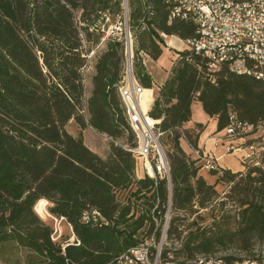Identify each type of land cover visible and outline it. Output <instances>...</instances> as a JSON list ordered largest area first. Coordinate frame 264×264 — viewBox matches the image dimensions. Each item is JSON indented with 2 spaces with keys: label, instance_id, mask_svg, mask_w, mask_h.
Listing matches in <instances>:
<instances>
[{
  "label": "trees",
  "instance_id": "16d2710c",
  "mask_svg": "<svg viewBox=\"0 0 264 264\" xmlns=\"http://www.w3.org/2000/svg\"><path fill=\"white\" fill-rule=\"evenodd\" d=\"M171 11L167 0H0V245L14 241L34 251L32 264H115L123 251L152 233L161 240L170 206L163 263L186 264L228 239L247 251L264 241V166L249 167L243 184L244 178L236 181L241 171L220 165L209 170L222 171L217 182H233L240 208L236 228L216 233L201 224L205 217L199 213L217 196L215 184L198 174V159L190 158L181 143L184 138L198 148L206 128L201 122L184 126L195 101L216 119L215 133L231 123V116L253 125L263 122V80L228 66L212 70L205 55L175 49L178 58L149 110L168 132L171 190L166 178L156 185L148 175L137 177L141 158L130 149L138 139L119 91L126 41L105 37L111 24L106 19L129 23L134 76L147 89L153 78L145 57L162 54L167 45L162 33L182 40L197 34L192 20L171 19ZM103 38L106 49L95 54L88 91L83 69ZM71 122L79 128L76 135ZM89 126L111 139L108 155L85 143L83 130ZM132 196L145 197L149 205L140 211ZM42 199L49 201L48 210ZM92 209L109 223L84 222V213ZM37 212L64 217L71 233L54 240L53 226ZM186 228L192 229L184 236ZM72 233L80 244L67 242Z\"/></svg>",
  "mask_w": 264,
  "mask_h": 264
},
{
  "label": "built area",
  "instance_id": "2783aa9c",
  "mask_svg": "<svg viewBox=\"0 0 264 264\" xmlns=\"http://www.w3.org/2000/svg\"><path fill=\"white\" fill-rule=\"evenodd\" d=\"M167 2L172 7L171 19L192 17V21L197 25V34L181 40L189 49L209 58L210 69L228 66L236 74H247L264 81V0H167ZM203 32H212V39H203ZM162 36L167 40L166 33H162ZM95 54L96 51L92 50L87 55L89 61L83 69L85 76L93 68L92 60ZM133 57L130 34L126 42L125 72L119 87L128 122L138 139L137 145L130 150L142 159L145 175L154 179L156 185L160 179L166 178L171 190V166L166 145L163 144L168 132L159 125L162 119L153 118L149 110L143 109L142 97L145 88L134 76ZM231 119V123L223 131L216 133L215 146H218L220 139L223 140L227 152L243 151L241 158L247 163L250 154L246 150L255 148L253 143L246 144L247 138L256 134L264 126V121L253 125L239 121L234 116H231ZM237 140L242 142L237 144ZM193 152L201 156L204 147H193ZM203 156L207 159L206 168L209 170L219 168L213 150ZM220 173L222 174V171ZM83 221L97 225L109 223L97 209L85 212ZM69 226L72 230V226ZM164 232L165 230L159 242L155 233H152L141 243L123 251L116 258L115 264H170L161 260L162 246L166 239ZM52 238L57 240L58 236L52 235ZM67 242L81 243L73 233Z\"/></svg>",
  "mask_w": 264,
  "mask_h": 264
},
{
  "label": "rangeland",
  "instance_id": "374dc122",
  "mask_svg": "<svg viewBox=\"0 0 264 264\" xmlns=\"http://www.w3.org/2000/svg\"><path fill=\"white\" fill-rule=\"evenodd\" d=\"M106 21L111 22V24L107 29V33L105 37H107L110 34L119 35L122 37V39H124L127 42L131 34V41L134 46V37L132 36L133 31H131L130 25L128 22H126V20L121 18L120 19L118 18L116 20H110L109 18H107ZM105 39L106 38H103L102 42L100 43V47L98 49L96 48V52L100 53L106 49ZM172 39H174V45L182 48V50L188 48L186 43L180 41L178 38H172ZM177 54L178 52L175 49H171L169 46L164 45L163 52L158 58H153L151 56L145 57L146 67L153 78V87L156 96L158 95L160 85L164 83V81L168 78L169 74L171 73L175 65V62L178 58ZM93 61L95 62V59L92 60V63L94 64ZM93 69H91L86 76V87L88 91L91 89L90 76L95 73V69L94 70ZM148 91H149L148 89H144L142 104L144 102V98L147 97L149 93H151V90L149 92ZM196 122H204L206 124V128L200 137L201 142H204L207 136L212 135L216 131L215 118L208 115L203 109L202 104L198 101H195L192 105V118L189 124H194ZM69 129L73 134L75 135L78 134V127L75 123L70 124ZM86 140L89 143V145L94 147L101 154H107L108 151H110L111 139L107 135L96 134V132L88 130L86 132ZM247 140L248 142L246 144L253 143L255 145L254 149L246 150V152H249L250 154V157L246 160L247 163H244V161H242L241 154L244 153L243 151L227 152L223 144V140L219 142L218 144L219 146L217 150L218 154L226 152L225 155L222 157L221 161L226 166H228L229 169L233 171L240 170L242 172V174H240L236 178V181L241 180V178H244V180L240 182L241 184L246 182L247 172L249 167L264 166L263 163L264 126L260 128L256 134H254L250 138H247ZM213 143L214 140L208 143V147H210ZM236 143L238 144L237 141ZM163 144L164 146L166 145L164 141ZM246 144H241V145L247 146ZM165 149L170 159L169 150L166 147ZM189 157L192 159H198L196 165H201L198 174L202 175L209 184H215V189L218 193L217 196H215L214 200L211 201V203L207 208L201 209L199 211V213H201L205 217L204 221H200L201 224L207 226L208 228L212 227V231L216 233H223L234 230L238 224L239 216L237 215L238 212L240 211V208L238 207L239 204L237 201V197L235 196V193L234 192L232 193L233 182H222V181L217 182L218 178L223 174H213L212 172H210L209 169L205 167V164L207 163V159H205L202 154L201 156H199L198 154L192 151L191 153H189ZM170 166H171V162H170ZM141 175H144L142 159H140L137 166V177H140ZM127 192L129 193V191L126 190L123 192V194L126 195ZM131 200L135 202L136 207L137 205L140 207L138 208L140 209V211L143 208L145 209L149 205L147 202H145L147 201L145 197L136 199L135 196H132ZM123 201L126 202L125 199H123ZM40 202L48 210V206L50 205L49 201L46 199H42ZM223 202L225 204H223ZM170 207H168L166 215L164 217V223H163L164 230L166 229V227H168L169 221L172 217V212L170 210ZM38 214L44 221L50 223L53 226L54 228L53 235H56V237L58 236L57 240H64V238H66L71 233V228L66 222V220L60 221V218H58L59 221H56V219L53 216L42 215L40 213ZM160 220L161 219L157 217V225L160 224ZM191 220L192 219H190L189 221ZM191 229L192 228H186V231L184 232L183 235L185 236L187 232H189ZM226 243H227L226 245L218 246L215 252L207 253V254H198L199 256L197 257L223 255V256H233L237 258H244V257H250L255 253H262L264 251V241H256L251 251L240 249L236 245V243L230 242L229 239ZM35 260H37V254L34 251L18 245L14 241L6 242L0 245V264H32V262Z\"/></svg>",
  "mask_w": 264,
  "mask_h": 264
},
{
  "label": "crops",
  "instance_id": "0c3cea01",
  "mask_svg": "<svg viewBox=\"0 0 264 264\" xmlns=\"http://www.w3.org/2000/svg\"><path fill=\"white\" fill-rule=\"evenodd\" d=\"M172 38H178L180 41H182L179 37H177V36H175V35H172V36H168V38H167V46H169L171 49H182V48H180V47H177V46H175L174 45V39H172ZM91 69H93V68H91ZM94 70V69H93ZM160 88V87H159ZM149 91L151 90V93H149V95H147V97H145L144 98V102H143V108H148V110H150L151 108H152V106H153V104H154V100H155V98H156V94H155V91H154V87H152V88H147ZM148 91V92H149ZM146 102H148V103H146ZM215 121H216V119H215ZM191 122V120L189 121V122H187V123H185V128H192L196 123H194V124H189ZM72 123H74V122H71V124ZM201 123H204V122H201ZM205 124V123H204ZM78 127V126H77ZM216 127H217V122H216ZM78 130H79V128H78ZM88 130H90V131H94V132H96V134H100V135H105V134H103V133H100V132H97L93 127H91V126H89V127H87V128H85L84 130H83V137H84V140H85V143L91 148V149H93L95 152H97V153H99L94 147H92L91 145H89V143L87 142V140H86V132L88 131ZM202 135V134H201ZM201 137V136H200ZM215 138H216V133L214 132L212 135H210V136H207L206 138H205V140H204V142H201V138L199 139V142H198V148H203L204 147V152H203V155L205 154H208V152H211L212 150L214 151V153H215V155H216V157H217V159H218V164L221 166V167H224V168H228V166H226L222 161H221V159H222V157L225 155V153L226 152H224V153H221V154H218V146H215ZM212 140H214V143L210 146V147H208V143H210ZM220 141H221V139H220ZM237 142H242V140H237ZM182 146L184 147V149L186 150V152L187 153H191L192 151H193V147L187 142V140L186 139H184V138H182ZM225 146V145H224ZM226 148V147H225ZM110 151H108V153H109ZM108 153L107 154H101V153H99L100 155H102V156H106V155H108ZM240 171V170H239ZM234 172H237V171H234Z\"/></svg>",
  "mask_w": 264,
  "mask_h": 264
},
{
  "label": "bare ground",
  "instance_id": "6f19581e",
  "mask_svg": "<svg viewBox=\"0 0 264 264\" xmlns=\"http://www.w3.org/2000/svg\"><path fill=\"white\" fill-rule=\"evenodd\" d=\"M184 19L192 20V17H183ZM203 39H212V32H203ZM145 111L148 108H143ZM63 218L60 219V221ZM56 221H59L56 219ZM264 264V251L262 253H255V255L244 258L229 259L227 256H201L191 261H187L186 264Z\"/></svg>",
  "mask_w": 264,
  "mask_h": 264
}]
</instances>
